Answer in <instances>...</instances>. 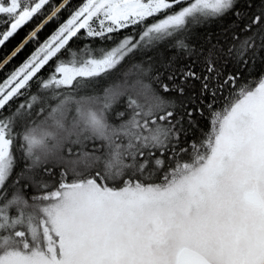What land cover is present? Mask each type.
Listing matches in <instances>:
<instances>
[{
  "label": "snow or ice",
  "instance_id": "6c2138e0",
  "mask_svg": "<svg viewBox=\"0 0 264 264\" xmlns=\"http://www.w3.org/2000/svg\"><path fill=\"white\" fill-rule=\"evenodd\" d=\"M0 264H264V0H0Z\"/></svg>",
  "mask_w": 264,
  "mask_h": 264
}]
</instances>
